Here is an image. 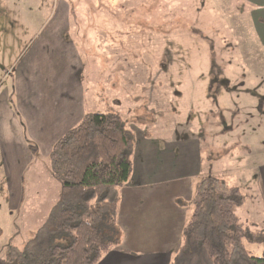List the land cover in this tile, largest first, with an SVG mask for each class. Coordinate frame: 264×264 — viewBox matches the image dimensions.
Instances as JSON below:
<instances>
[{
    "label": "rangeland",
    "instance_id": "374dc122",
    "mask_svg": "<svg viewBox=\"0 0 264 264\" xmlns=\"http://www.w3.org/2000/svg\"><path fill=\"white\" fill-rule=\"evenodd\" d=\"M263 6L253 0H0V111L12 106L6 88L28 58L36 64L28 71L31 78L40 67L41 78L50 72L67 88L81 83L88 112L116 113L125 120L135 139L134 161L149 153L157 168L175 176L154 183L153 190L164 185L183 191L188 204L186 196L197 188L194 179L216 176L238 186L244 203L236 212L251 236L259 234L254 242L246 240V247L262 255L264 36L256 18L264 26ZM58 11L78 14L65 28L70 47L52 56L33 54L32 40ZM9 132H0V176L7 170L1 146L19 145ZM196 138L203 142L200 168L181 179L180 144ZM49 160L36 159L25 169L21 203L11 199L7 183L0 185V251L9 238L22 248L36 232L35 218L45 222L46 203L57 202L61 186ZM148 204L142 221L122 213L120 228L102 226L105 238H118L114 248H170L164 217ZM24 214L33 219L27 220L30 227Z\"/></svg>",
    "mask_w": 264,
    "mask_h": 264
},
{
    "label": "trees",
    "instance_id": "16d2710c",
    "mask_svg": "<svg viewBox=\"0 0 264 264\" xmlns=\"http://www.w3.org/2000/svg\"><path fill=\"white\" fill-rule=\"evenodd\" d=\"M135 139L116 113L89 112L62 135L50 153L52 175L60 182L57 202L45 222L20 248L8 243L6 259L17 264H98L118 238H105L113 226L120 191L133 171ZM244 203L238 186L216 176L199 182L193 213L169 264H264L246 240L259 236L241 221ZM264 243V238L262 241Z\"/></svg>",
    "mask_w": 264,
    "mask_h": 264
},
{
    "label": "crops",
    "instance_id": "0c3cea01",
    "mask_svg": "<svg viewBox=\"0 0 264 264\" xmlns=\"http://www.w3.org/2000/svg\"><path fill=\"white\" fill-rule=\"evenodd\" d=\"M253 1L264 5V0ZM254 14L257 16L255 12ZM77 15L76 13H61L59 11L51 15L45 21L44 28L39 33V38L37 37L36 41L35 39L32 40V45L36 47L33 54L52 56L62 53L61 49L70 47L69 40L66 41L65 39L67 37L65 28L68 27L70 21L76 20ZM256 19L260 23L257 28L261 30V36H264L263 21L261 22V18L258 16ZM61 23H67V25L62 26ZM60 57L65 58V55ZM67 64L68 62L65 60L64 65ZM35 65L31 58H28L19 67L18 74H14L11 88H6L7 92L11 93L12 106L9 105L7 110L0 111V132L10 133L9 129L12 130L11 137L19 142V145L1 146L3 154L1 160L6 163L7 170L4 176H0V185L5 183V186L7 183L6 190L12 196V200H19L18 203L22 202L24 194L22 179L27 166L31 165L36 159L40 160L43 157L49 160L54 143L68 130L75 127L86 113H89L84 86L81 83L76 82L77 87L68 84L70 87L67 88L58 78L52 77L50 72H48V77L41 78L39 70L43 69H40V67L36 69L37 76L31 78L28 71H31ZM3 68L6 69L5 66ZM180 145L182 155L179 160L180 171L182 172L178 177L181 179L192 178V176H195L194 173L197 172V169L200 168L203 142L201 139L196 138L190 142L182 141ZM144 153L147 155L146 157L142 155V158L138 157L136 161L133 160L132 177L130 176L131 178L121 188L119 213L115 226L120 228L117 224H119L121 218L124 221V215L131 219L134 216H140L139 220L142 221L143 211H148L147 206L150 202L152 203L151 210L153 213H161V217H164L162 223H164L165 238L172 240L173 244L169 249L162 246L165 249L162 247L156 249L145 248L144 250L135 251L125 248V246L123 248L117 247L107 253L98 264H169L181 244L183 229L193 213V199L197 188L194 185L191 195L186 196L188 204L182 200L184 199L181 195L183 191L179 193L177 191L171 192L166 190L164 185L161 190H153L154 183L163 182L164 179L168 178L167 180H169L175 176H171L169 173L164 174L163 167L157 168V163H152L153 161L150 160L149 153ZM49 161L48 163H50ZM168 172L171 173L170 170ZM194 181H197L196 185L198 186L200 180L194 179ZM124 204L126 212H123ZM46 205H49V207L46 206V210L43 209V214L48 217L53 206L48 203ZM47 208H49V212H47ZM22 218L26 224L28 219H31V223L33 221L27 214H24ZM42 219L45 221L47 218ZM131 219L130 221H132ZM35 221H38L34 227L36 231L44 222L40 224V221L36 218ZM155 222L156 220H153V223ZM30 225L27 227H30ZM153 229L158 230L159 226L157 225ZM10 241L9 238L7 241L2 242L3 250L0 251V264H17L6 259V247ZM16 245L21 246L20 244Z\"/></svg>",
    "mask_w": 264,
    "mask_h": 264
}]
</instances>
